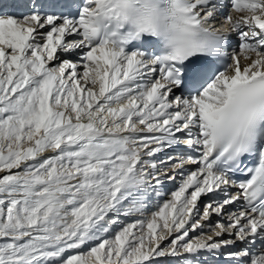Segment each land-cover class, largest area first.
<instances>
[{"label": "snow or ice", "instance_id": "snow-or-ice-1", "mask_svg": "<svg viewBox=\"0 0 264 264\" xmlns=\"http://www.w3.org/2000/svg\"><path fill=\"white\" fill-rule=\"evenodd\" d=\"M181 260L264 264V0H0V264Z\"/></svg>", "mask_w": 264, "mask_h": 264}, {"label": "bare ground", "instance_id": "bare-ground-1", "mask_svg": "<svg viewBox=\"0 0 264 264\" xmlns=\"http://www.w3.org/2000/svg\"><path fill=\"white\" fill-rule=\"evenodd\" d=\"M188 167L194 168V166H192V165H189ZM178 182H179V177L177 178L176 181H168V182H166L165 187H164V190H163L164 193H165V195H163L161 197V200H167V199H170L171 198L170 192H171V190H175L176 184ZM145 215H148V213H145ZM216 219L217 218L215 216L212 217V220L213 221H215ZM208 230L209 229L207 227H205V229H204L205 233L208 232ZM190 235H192V233H190ZM172 259H176V258H172ZM180 264H183V260L180 261Z\"/></svg>", "mask_w": 264, "mask_h": 264}, {"label": "rangeland", "instance_id": "rangeland-1", "mask_svg": "<svg viewBox=\"0 0 264 264\" xmlns=\"http://www.w3.org/2000/svg\"><path fill=\"white\" fill-rule=\"evenodd\" d=\"M170 259H172V258H170Z\"/></svg>", "mask_w": 264, "mask_h": 264}]
</instances>
